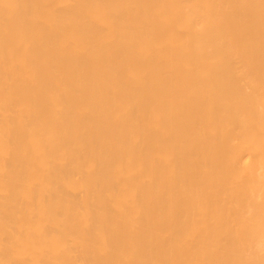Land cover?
<instances>
[{
  "label": "bare ground",
  "instance_id": "obj_1",
  "mask_svg": "<svg viewBox=\"0 0 264 264\" xmlns=\"http://www.w3.org/2000/svg\"><path fill=\"white\" fill-rule=\"evenodd\" d=\"M0 264H264V0H0Z\"/></svg>",
  "mask_w": 264,
  "mask_h": 264
}]
</instances>
